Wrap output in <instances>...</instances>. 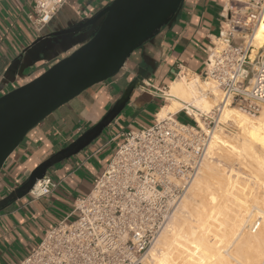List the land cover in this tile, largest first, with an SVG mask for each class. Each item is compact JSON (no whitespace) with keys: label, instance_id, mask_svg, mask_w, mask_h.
Here are the masks:
<instances>
[{"label":"built area","instance_id":"obj_1","mask_svg":"<svg viewBox=\"0 0 264 264\" xmlns=\"http://www.w3.org/2000/svg\"><path fill=\"white\" fill-rule=\"evenodd\" d=\"M67 1L32 0L30 25L39 32ZM111 1L100 0L91 13ZM263 9L264 0H247L250 13L245 20L237 19L233 9L211 42L199 77L216 84L221 100L200 116L202 126L183 108L191 123L173 113L122 132L89 193L77 198L70 212L46 228L35 248L14 264L145 263L149 248L201 169L221 106L254 113L264 104V47L249 61L252 47L246 35ZM55 187L46 174L27 195L36 200Z\"/></svg>","mask_w":264,"mask_h":264},{"label":"crops","instance_id":"obj_2","mask_svg":"<svg viewBox=\"0 0 264 264\" xmlns=\"http://www.w3.org/2000/svg\"><path fill=\"white\" fill-rule=\"evenodd\" d=\"M85 1L68 0L51 19V27H65L74 12H81ZM233 1L184 0L172 24L126 62L120 77L91 86L28 132L0 171V199L17 188L43 160L100 121L135 73L148 68L149 77L135 87L114 121L86 147L47 172L56 183L50 194L36 200L26 195L0 208V264H14L28 255L43 231L65 217L77 198L89 193L117 140H121L120 134L158 118L159 110L168 103L167 97L164 99L167 90L180 71L189 76L202 73L211 42L229 18ZM91 3L90 13L100 0ZM31 7L32 0L0 2V81L5 73L8 79L14 76L24 81L47 64L32 61L33 54L25 52L39 37L27 19ZM182 109L174 112L177 117L185 115Z\"/></svg>","mask_w":264,"mask_h":264},{"label":"water","instance_id":"obj_3","mask_svg":"<svg viewBox=\"0 0 264 264\" xmlns=\"http://www.w3.org/2000/svg\"><path fill=\"white\" fill-rule=\"evenodd\" d=\"M183 1L112 0L90 13L92 0H86L80 14L74 12L65 27L55 30L50 20L25 50L33 54L32 61L47 64L24 81L14 76L8 79L7 73L0 81V171L28 132L48 115L91 86L120 77L126 62L172 24ZM144 71L135 73L100 121L43 160L17 188L0 199V208L26 196L50 169L98 137L125 108L135 87L149 77L147 67Z\"/></svg>","mask_w":264,"mask_h":264},{"label":"bare ground","instance_id":"obj_4","mask_svg":"<svg viewBox=\"0 0 264 264\" xmlns=\"http://www.w3.org/2000/svg\"><path fill=\"white\" fill-rule=\"evenodd\" d=\"M263 19L264 9L248 41ZM258 40L251 44V62L264 47V27ZM166 95L158 120L184 108L201 126L200 116L221 100L213 81L183 73ZM219 111L217 124L237 129L240 145L213 130L200 173L149 248L147 264H264V104L257 115L227 103Z\"/></svg>","mask_w":264,"mask_h":264},{"label":"rangeland","instance_id":"obj_5","mask_svg":"<svg viewBox=\"0 0 264 264\" xmlns=\"http://www.w3.org/2000/svg\"><path fill=\"white\" fill-rule=\"evenodd\" d=\"M232 5H233V9L237 12V19H239V20H241V21H243V20H245V17H246V15L247 14H249L250 13V10H247V0H234L233 1V3H232ZM253 26L254 25H250V28H249V30L247 31V33L248 34H251L252 33V29H253ZM263 27H264V19H263V21L260 23V26H259V29H258V32H257V35L256 36H254V37H252V35H250L249 36V43L250 44H255V43H258V36H259V32H260V30H263ZM251 38H252V42H251ZM242 41V39H239L238 40V42H241ZM261 51V49L260 50H258L257 51V53H259ZM256 53V54H257ZM235 107V106H234ZM215 109V107H213V109H212V111ZM260 109H261V106L258 108V111L257 112H254V113H250V114H252V115H257V114H259V111H260ZM211 111V112H212ZM247 113V112H246ZM218 117H219V113H217V115H216V117H215V119H216V121H217V119H218ZM177 119L178 120H180V121H182V122H185V123H191V119L190 118H188V117H186L185 115H183V114H181V115H179L178 117H177ZM218 121H219V119H218ZM220 128V129H219ZM216 130L217 131H215V133L217 134V133H219V132H222V130H223V132L221 133L223 136H227V138L226 139H229V140H231L233 143H235L236 145H240V141H239V137H238V135H236V132H237V129H235L230 123H228V124H220L219 125V123L217 124V127H216ZM120 140L118 139L117 140V142H116V145L118 144V142H119ZM235 167V169H234V171L235 170H237V169H239V168H241V170L239 169L238 170V173H241V176H242V173H244V171H245V169L244 170H242L243 168L242 167H240V166H238V165H234ZM238 167V168H237ZM243 171V172H242ZM237 172V171H236ZM200 173V172H199ZM245 173H246V171H245ZM245 176V174H243V176L242 177H244ZM247 179H248V177L247 176H245ZM244 177V178H245ZM249 181V180H248ZM253 185V184H252ZM251 185V186H252ZM252 187H256V186H252ZM257 189H255V191H256ZM180 205V204H179ZM69 212H70V210H69ZM68 212V213H69ZM65 215V214H64ZM66 216V215H65ZM169 221V220H168ZM147 259H149V257H148V254H146V258H145V264H147L146 262L147 261H149V260H147ZM148 264H150V262H148Z\"/></svg>","mask_w":264,"mask_h":264}]
</instances>
